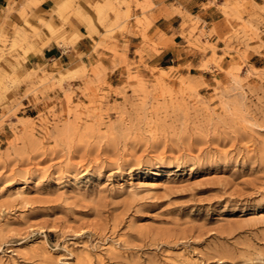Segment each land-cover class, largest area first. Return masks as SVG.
Here are the masks:
<instances>
[{"label":"rangeland","instance_id":"obj_1","mask_svg":"<svg viewBox=\"0 0 264 264\" xmlns=\"http://www.w3.org/2000/svg\"><path fill=\"white\" fill-rule=\"evenodd\" d=\"M41 1L0 17V264H264V0L182 13L177 43L131 0H85L102 33ZM51 42L76 60L28 62Z\"/></svg>","mask_w":264,"mask_h":264},{"label":"crops","instance_id":"obj_2","mask_svg":"<svg viewBox=\"0 0 264 264\" xmlns=\"http://www.w3.org/2000/svg\"><path fill=\"white\" fill-rule=\"evenodd\" d=\"M93 3L95 0H90ZM101 3V0H98ZM121 1V0H120ZM127 1V0H125ZM144 1V0H138ZM152 4L151 7L147 8L145 11H142L141 7L135 6L134 0H131V11L136 13L137 16H141L142 12L151 20V25L148 32H152L154 28L165 33L166 36L173 34L172 41L177 43V40L181 38L178 30L180 24L186 17L183 14H189L191 16L197 15L205 23L210 22L213 19V13L216 12L217 8L213 0H147ZM222 1V0H219ZM7 0H0V17H6L5 7ZM79 7L81 10V15L84 20H86V15L91 18L94 27L99 31H102L101 25L97 22V16L94 10L85 2V0H79ZM207 3H210L211 6L205 7ZM54 8L53 0H42L33 10L35 13H43L46 10ZM125 5L121 4V10H124ZM183 13V14H182ZM75 20V19H74ZM21 21L20 16L17 13V10H13L7 15L6 27H9L12 22L19 23ZM75 22V27L80 31L86 32L85 24L83 22ZM129 31H118L115 32L114 37L118 44L124 42L128 43L129 49H133L134 44L139 42V36L137 34V28L134 20V16L130 18L129 21ZM69 28V27H67ZM71 30V29H70ZM93 38H97L93 34ZM81 52L87 53L92 51V42L91 39L85 34L79 38L74 44ZM170 47H163L160 49V52H163ZM158 53V54H159ZM156 54V55H158ZM155 55V56H156ZM56 60L60 63L74 62L76 58L74 57L70 46L63 47L59 46L54 42H51L49 45L44 46L41 49V53L33 56L32 54L28 55V62L34 66L48 64L51 65L52 62Z\"/></svg>","mask_w":264,"mask_h":264},{"label":"bare ground","instance_id":"obj_3","mask_svg":"<svg viewBox=\"0 0 264 264\" xmlns=\"http://www.w3.org/2000/svg\"><path fill=\"white\" fill-rule=\"evenodd\" d=\"M157 185V183H155Z\"/></svg>","mask_w":264,"mask_h":264}]
</instances>
